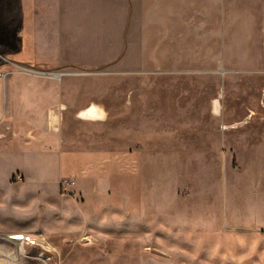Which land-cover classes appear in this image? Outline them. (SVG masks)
Instances as JSON below:
<instances>
[{
	"label": "rangeland",
	"instance_id": "374dc122",
	"mask_svg": "<svg viewBox=\"0 0 264 264\" xmlns=\"http://www.w3.org/2000/svg\"><path fill=\"white\" fill-rule=\"evenodd\" d=\"M236 1L211 67L165 77L61 61L0 0V264H264V0Z\"/></svg>",
	"mask_w": 264,
	"mask_h": 264
},
{
	"label": "crops",
	"instance_id": "0c3cea01",
	"mask_svg": "<svg viewBox=\"0 0 264 264\" xmlns=\"http://www.w3.org/2000/svg\"><path fill=\"white\" fill-rule=\"evenodd\" d=\"M25 2L29 19L57 21V27L49 31V37L57 47L58 59L79 67L113 68L116 72L130 76L157 74L170 77L182 68L211 67L212 45L217 46L213 50L220 51L219 44L224 39L226 47L225 32L222 37L211 33L212 20H225L226 12H222V15L211 12V0ZM42 40L41 44H44L45 38ZM220 61V58H215L214 65L217 66ZM51 104L57 115L70 109L71 102L68 105L67 98L62 97L52 99L48 104L43 103L42 106ZM58 109L61 111L58 112ZM97 109L101 114L102 108ZM39 113L43 114V111ZM46 135L42 139L35 138L34 142L39 146L48 144L52 147L54 141L61 138L57 139L56 134L49 131H46ZM56 160L42 152L25 157V161L37 163L39 171L43 170L39 165L45 166Z\"/></svg>",
	"mask_w": 264,
	"mask_h": 264
},
{
	"label": "bare ground",
	"instance_id": "6f19581e",
	"mask_svg": "<svg viewBox=\"0 0 264 264\" xmlns=\"http://www.w3.org/2000/svg\"><path fill=\"white\" fill-rule=\"evenodd\" d=\"M93 2V1H92ZM95 3V2H94ZM71 4V3H70ZM67 5H69V4H67ZM67 19V18H66ZM91 19V18H90ZM87 21V20H86ZM82 29V28H81ZM85 31V30H84ZM96 108V107H95ZM42 166V165H41ZM50 202V201H49ZM1 238H7V240H9V241H12V242H15V243H20V242H22V241H24L26 238H25V236L24 235H22V234H14V235H12V236H10V237H1ZM4 254V253H3Z\"/></svg>",
	"mask_w": 264,
	"mask_h": 264
},
{
	"label": "trees",
	"instance_id": "16d2710c",
	"mask_svg": "<svg viewBox=\"0 0 264 264\" xmlns=\"http://www.w3.org/2000/svg\"><path fill=\"white\" fill-rule=\"evenodd\" d=\"M5 65V63L0 59V67Z\"/></svg>",
	"mask_w": 264,
	"mask_h": 264
}]
</instances>
